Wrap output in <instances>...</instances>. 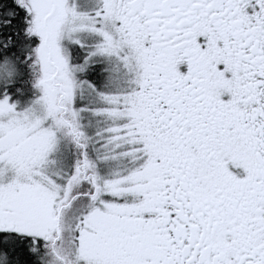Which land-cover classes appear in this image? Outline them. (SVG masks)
Listing matches in <instances>:
<instances>
[{"label": "snow or ice", "instance_id": "snow-or-ice-1", "mask_svg": "<svg viewBox=\"0 0 264 264\" xmlns=\"http://www.w3.org/2000/svg\"><path fill=\"white\" fill-rule=\"evenodd\" d=\"M0 264H264V0H0Z\"/></svg>", "mask_w": 264, "mask_h": 264}]
</instances>
